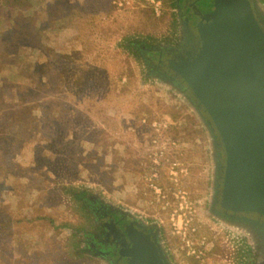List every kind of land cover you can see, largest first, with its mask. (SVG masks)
<instances>
[{
    "label": "rangeland",
    "instance_id": "1",
    "mask_svg": "<svg viewBox=\"0 0 264 264\" xmlns=\"http://www.w3.org/2000/svg\"><path fill=\"white\" fill-rule=\"evenodd\" d=\"M154 1L0 0V264H101L74 233L95 197L152 217L173 264L254 245L209 215L207 132L134 46L183 34L173 0Z\"/></svg>",
    "mask_w": 264,
    "mask_h": 264
},
{
    "label": "water",
    "instance_id": "2",
    "mask_svg": "<svg viewBox=\"0 0 264 264\" xmlns=\"http://www.w3.org/2000/svg\"><path fill=\"white\" fill-rule=\"evenodd\" d=\"M181 46L160 60L158 81L199 117L214 161L215 217L256 238L264 231V17L256 0H208L193 8ZM195 31V32H194ZM125 226L124 264H173L156 233Z\"/></svg>",
    "mask_w": 264,
    "mask_h": 264
},
{
    "label": "flooded vegetation",
    "instance_id": "3",
    "mask_svg": "<svg viewBox=\"0 0 264 264\" xmlns=\"http://www.w3.org/2000/svg\"><path fill=\"white\" fill-rule=\"evenodd\" d=\"M207 3L208 0H173L174 12L182 32L187 21L193 27V13L191 10L193 8L204 9ZM261 11L264 17V8H261ZM182 37L184 35L171 40L167 45L160 46H144L139 42L134 43L135 48L140 51L139 54L148 75H155L158 71L163 70L162 64L159 63L160 60L172 57L177 53L175 50L180 48ZM83 202L91 214V227L90 229L88 226L78 230L75 229L74 233L77 234L80 240V248L101 264H124L119 255V250L121 244L128 242V235L122 232L123 227L133 225L139 228L144 224L151 226L148 229L151 233H156L160 228L156 221L151 220L152 217L148 215L141 216L137 210L136 213L121 211L113 205L106 206L97 197L84 199ZM216 211L222 212L218 204L214 205L213 200V203L209 205L208 213L212 215ZM261 222L264 224V220ZM160 235L162 242L166 243L167 235L162 228H160ZM253 241L254 245L246 246L244 252L242 251L243 244L239 242L236 248H233L234 252L229 254L230 262L233 260L234 264H243L242 259H244V264H264V231H259ZM79 252H82V250H79Z\"/></svg>",
    "mask_w": 264,
    "mask_h": 264
},
{
    "label": "built area",
    "instance_id": "4",
    "mask_svg": "<svg viewBox=\"0 0 264 264\" xmlns=\"http://www.w3.org/2000/svg\"><path fill=\"white\" fill-rule=\"evenodd\" d=\"M152 3H155V1L154 0H152ZM159 5H160V3H157V7H159ZM158 11V10H157Z\"/></svg>",
    "mask_w": 264,
    "mask_h": 264
}]
</instances>
